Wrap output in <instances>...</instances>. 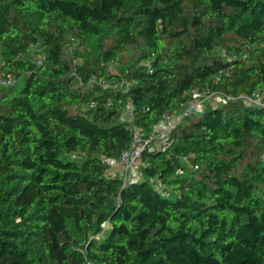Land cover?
<instances>
[{"label":"trees","instance_id":"16d2710c","mask_svg":"<svg viewBox=\"0 0 264 264\" xmlns=\"http://www.w3.org/2000/svg\"><path fill=\"white\" fill-rule=\"evenodd\" d=\"M0 56L18 81L0 87V264H264V110L240 97L264 90V0H0ZM193 91L221 103L145 151L143 178L107 175L130 123Z\"/></svg>","mask_w":264,"mask_h":264},{"label":"built area","instance_id":"2783aa9c","mask_svg":"<svg viewBox=\"0 0 264 264\" xmlns=\"http://www.w3.org/2000/svg\"><path fill=\"white\" fill-rule=\"evenodd\" d=\"M32 48L35 49L36 46H32ZM34 59L37 64H41L44 56L38 55ZM116 60L117 58L111 60V66L109 69H112ZM225 73L229 75V70ZM216 79L219 80V77H216ZM90 81L91 83H95L100 81V79H98V76L93 75ZM15 82L16 78L8 74L2 68V58L0 56V87L10 86ZM100 82H102L103 85L108 86L105 81L101 80ZM127 84V79H122L120 82L114 83L113 87L123 90ZM209 97L210 95L205 91H193L192 96L182 104L179 111L164 113L161 120L154 125L151 131H147L130 123L129 128L131 130L132 140L129 146L116 159L111 157H102V163L105 165L107 175L119 176L124 182L132 179L143 178V167L145 165L143 158L144 152L147 150L153 151L155 149L163 152L167 151L173 143L172 136L175 128L187 115L200 113L204 109L205 104L209 101ZM240 97L247 105L255 106L264 110V90H256L251 93H245L240 95ZM230 98L233 97L231 95L227 96V99ZM222 100L226 101V99L223 98ZM130 110L131 107L128 106L129 113L126 114V117L129 122L132 121ZM72 157L75 158L76 153H73ZM150 183H152L164 194H170L173 191L172 188L160 178L151 177Z\"/></svg>","mask_w":264,"mask_h":264},{"label":"rangeland","instance_id":"374dc122","mask_svg":"<svg viewBox=\"0 0 264 264\" xmlns=\"http://www.w3.org/2000/svg\"><path fill=\"white\" fill-rule=\"evenodd\" d=\"M94 42L92 44H90L88 47L91 50L90 53H97L96 48H94ZM87 49L85 48V46H80L78 41H72L70 45L66 46L64 49V59L65 60H69L72 63H83L84 59H85V55H78L77 52H82V51H86ZM37 54L39 53H34V57H37ZM123 62H116V64L114 66H112V70L113 72L118 73L121 69H126L134 60H136L140 55L141 52L139 51V49H137L134 46L129 45L126 49L125 52L123 54ZM18 83L17 79L15 84ZM91 83V81H90ZM89 86H91L90 84H88ZM209 103L211 104H219L220 102V97L217 95H210L209 99H208ZM83 157V155H79L78 156V160H81V158ZM262 186L264 187V184H262Z\"/></svg>","mask_w":264,"mask_h":264}]
</instances>
